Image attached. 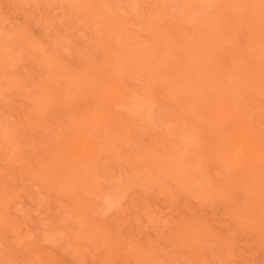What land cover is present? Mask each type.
Listing matches in <instances>:
<instances>
[{
  "label": "rangeland",
  "instance_id": "obj_1",
  "mask_svg": "<svg viewBox=\"0 0 264 264\" xmlns=\"http://www.w3.org/2000/svg\"><path fill=\"white\" fill-rule=\"evenodd\" d=\"M0 264H264V0H0Z\"/></svg>",
  "mask_w": 264,
  "mask_h": 264
}]
</instances>
